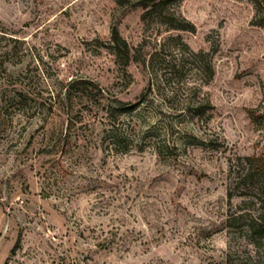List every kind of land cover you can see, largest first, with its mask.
I'll return each mask as SVG.
<instances>
[{
	"label": "rangeland",
	"instance_id": "rangeland-1",
	"mask_svg": "<svg viewBox=\"0 0 264 264\" xmlns=\"http://www.w3.org/2000/svg\"><path fill=\"white\" fill-rule=\"evenodd\" d=\"M167 9L169 24L136 0H0V92L30 109L0 131V264H264V196L230 189L264 159V31L246 0ZM121 41L151 68L125 67ZM79 79L101 89L75 98L84 119L46 112Z\"/></svg>",
	"mask_w": 264,
	"mask_h": 264
},
{
	"label": "trees",
	"instance_id": "trees-1",
	"mask_svg": "<svg viewBox=\"0 0 264 264\" xmlns=\"http://www.w3.org/2000/svg\"><path fill=\"white\" fill-rule=\"evenodd\" d=\"M138 6L142 10H148L145 15L149 13H156V15L164 19L163 23L169 24L173 19V15L164 10H168L167 6L175 2L176 0H136ZM250 3L254 9L256 15V26L264 31V0H246ZM171 25V24H170ZM173 28L174 26H168ZM182 29V28H181ZM112 39L118 44L120 41L115 30L112 32ZM122 50L118 51V55L122 58L123 65L128 67L131 63H137L141 66L143 71L151 68L153 58L150 56L147 60L140 59L132 50L121 41ZM192 59L202 65V72L207 75V79L212 76V71L208 63L204 61V55L191 54ZM149 67V68H148ZM153 84H148V88L151 89ZM94 93L101 94V89H99L92 81L87 79L73 80L72 83L67 84L64 94H56L52 97L53 101L48 105L46 112L51 114H61L64 121L70 124L73 119H78L77 121H82L84 119L83 114L80 113L78 118L77 112L75 111L76 103L75 98L81 103L87 105L92 104V98ZM30 111L26 107L25 99L17 94L16 96H8L6 92H0V131L5 133L8 124H11L15 113L25 115ZM76 114V115H75ZM44 116L43 126L45 124ZM42 127V126H41ZM45 137V147L43 152L47 155L52 153V151H58L61 141L63 140V134L61 131L53 129L51 132H46ZM111 145L117 146L124 142V139L120 136H112L110 139ZM230 180L231 190H241V191H255L260 196H264V159L263 158H243L241 163L235 165L234 171H232ZM264 206V205H263ZM250 233L252 235H260L264 233V216L260 214L257 219L249 221ZM107 240H104L106 243ZM17 241L16 244H18Z\"/></svg>",
	"mask_w": 264,
	"mask_h": 264
}]
</instances>
